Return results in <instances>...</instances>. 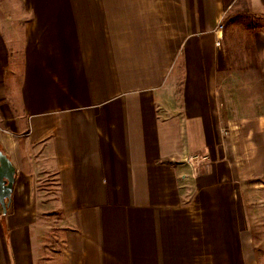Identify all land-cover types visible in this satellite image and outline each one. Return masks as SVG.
I'll use <instances>...</instances> for the list:
<instances>
[{
  "label": "crops",
  "instance_id": "obj_1",
  "mask_svg": "<svg viewBox=\"0 0 264 264\" xmlns=\"http://www.w3.org/2000/svg\"><path fill=\"white\" fill-rule=\"evenodd\" d=\"M13 2L0 264H264V29L236 79L223 0Z\"/></svg>",
  "mask_w": 264,
  "mask_h": 264
},
{
  "label": "rangeland",
  "instance_id": "obj_2",
  "mask_svg": "<svg viewBox=\"0 0 264 264\" xmlns=\"http://www.w3.org/2000/svg\"><path fill=\"white\" fill-rule=\"evenodd\" d=\"M13 3V0H0V11L10 10ZM223 6L224 14L220 21L223 24V38L220 45L229 59L228 68L233 72L236 79H239L236 75H240L251 80L253 74L255 76L257 72V67L254 65L256 59L254 32L257 28L264 29V17L250 11L248 0H223ZM235 77L233 76L231 80L232 84L235 86L241 84L239 80H235ZM228 132V130H224V136L228 135ZM263 195L264 192L256 194L253 196V201L258 200ZM51 219L54 221L53 217ZM54 223H52L53 229H55ZM50 236L53 243V233ZM54 246L58 247V245Z\"/></svg>",
  "mask_w": 264,
  "mask_h": 264
},
{
  "label": "water",
  "instance_id": "obj_3",
  "mask_svg": "<svg viewBox=\"0 0 264 264\" xmlns=\"http://www.w3.org/2000/svg\"><path fill=\"white\" fill-rule=\"evenodd\" d=\"M15 169L9 159L0 151V204L5 213L11 197Z\"/></svg>",
  "mask_w": 264,
  "mask_h": 264
},
{
  "label": "built area",
  "instance_id": "obj_4",
  "mask_svg": "<svg viewBox=\"0 0 264 264\" xmlns=\"http://www.w3.org/2000/svg\"><path fill=\"white\" fill-rule=\"evenodd\" d=\"M223 24H219L217 27V40L216 45H220V39L222 37Z\"/></svg>",
  "mask_w": 264,
  "mask_h": 264
}]
</instances>
